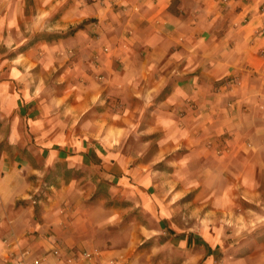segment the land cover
Instances as JSON below:
<instances>
[{"label": "clouds", "instance_id": "obj_1", "mask_svg": "<svg viewBox=\"0 0 264 264\" xmlns=\"http://www.w3.org/2000/svg\"><path fill=\"white\" fill-rule=\"evenodd\" d=\"M0 264H264V0H0Z\"/></svg>", "mask_w": 264, "mask_h": 264}]
</instances>
